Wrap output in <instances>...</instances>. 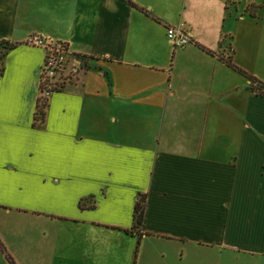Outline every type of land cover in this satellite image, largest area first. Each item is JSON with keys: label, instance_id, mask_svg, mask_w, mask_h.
Instances as JSON below:
<instances>
[{"label": "crops", "instance_id": "1", "mask_svg": "<svg viewBox=\"0 0 264 264\" xmlns=\"http://www.w3.org/2000/svg\"><path fill=\"white\" fill-rule=\"evenodd\" d=\"M168 27L192 43L173 47ZM36 34L66 44L74 71L41 124ZM2 41L16 45L0 62L15 264H264V97L224 62L264 83V0H0Z\"/></svg>", "mask_w": 264, "mask_h": 264}, {"label": "built area", "instance_id": "2", "mask_svg": "<svg viewBox=\"0 0 264 264\" xmlns=\"http://www.w3.org/2000/svg\"><path fill=\"white\" fill-rule=\"evenodd\" d=\"M167 38L175 48H184L192 43L191 36L184 27H168ZM25 44L45 52L43 71H41V89L42 95L49 97L66 84L63 73L67 69L69 50L62 45L64 43H54L38 34L27 38Z\"/></svg>", "mask_w": 264, "mask_h": 264}, {"label": "trees", "instance_id": "3", "mask_svg": "<svg viewBox=\"0 0 264 264\" xmlns=\"http://www.w3.org/2000/svg\"><path fill=\"white\" fill-rule=\"evenodd\" d=\"M260 7L261 6L251 5V6H249L247 8V13H249V15H251L252 17H254V14H256L257 10ZM62 45H64L66 47V49L69 50L68 49V46L66 44H62ZM0 47H1V51H0V62H2L3 57L6 54H8L11 50H13L16 47V45L15 44L7 43L5 41H2L0 43ZM202 49L205 50V51H207L208 53H210L212 55H215V53H213L210 50H207V49H204V48H202ZM78 59L82 63H84V65L87 64V61L88 60H84V58H82V57H80ZM224 62L228 65V67L232 68L233 70H236L237 72L243 74V76L247 77V79L250 82V90L252 92L257 93V95L260 96V97H264V83L263 82L259 81L255 77H253V76L245 73L242 69L236 67L232 63V59L231 58H229V59L227 58ZM63 87H65V84L62 85V87L59 90L55 91V92L60 91ZM40 94L41 95H40L39 100H38L37 105H36L35 123H40L41 124V123L44 122V119L46 118V109H47L48 98L49 97H44L42 95V89H41V87H40ZM145 202H146V198H144V196H141L140 199H139V201L136 202L135 209H134V215H133V220H134V223H135V228H138V227H140L143 224V220H144V217H145V209H146V203ZM0 250L6 255V257L8 259V262L10 264H15L14 263V259L7 253L6 249L2 245L1 241H0Z\"/></svg>", "mask_w": 264, "mask_h": 264}, {"label": "rangeland", "instance_id": "4", "mask_svg": "<svg viewBox=\"0 0 264 264\" xmlns=\"http://www.w3.org/2000/svg\"><path fill=\"white\" fill-rule=\"evenodd\" d=\"M71 64H72V63H71ZM70 67H72V65H70ZM72 72H73V70H71V68H70V70H68V68L66 69V71L63 73L64 81L67 82L68 80L71 79ZM120 118H121V116H120ZM107 120H108V119H106V121H105V125H110V123H109ZM121 125H122V124H120V122H119V124H118L117 126H121ZM199 259H202V260L205 261V262H207V261H213V259H211V258H209V257H206L205 255L199 257Z\"/></svg>", "mask_w": 264, "mask_h": 264}]
</instances>
